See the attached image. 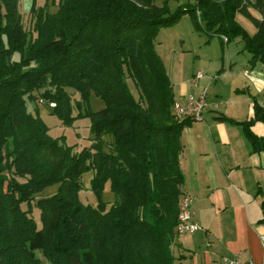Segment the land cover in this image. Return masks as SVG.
<instances>
[{"label":"trees","instance_id":"obj_1","mask_svg":"<svg viewBox=\"0 0 264 264\" xmlns=\"http://www.w3.org/2000/svg\"><path fill=\"white\" fill-rule=\"evenodd\" d=\"M55 6L33 3L26 21L19 0H0V264H176L186 193L181 134L195 120L172 112L176 99L155 49L157 32L188 13L196 30L226 42L239 38L250 64L264 65V0H183L173 10L167 0ZM238 13L252 21V34ZM71 91L78 108L91 93L105 103L86 112L93 138L79 151L50 136L38 115L40 102L69 123L76 117ZM255 120L264 123V105L256 101L240 124L257 152L264 136L250 130ZM88 169L94 205L78 199ZM106 183L113 202L100 199ZM54 184L55 193L38 195Z\"/></svg>","mask_w":264,"mask_h":264},{"label":"crops","instance_id":"obj_2","mask_svg":"<svg viewBox=\"0 0 264 264\" xmlns=\"http://www.w3.org/2000/svg\"><path fill=\"white\" fill-rule=\"evenodd\" d=\"M219 39L226 59L219 53L189 70L180 54L179 68L166 69L176 100L203 89L207 98L202 120L181 134L183 190L192 197L190 213L200 229L179 234L177 264L221 263L235 256L259 262L263 256L264 150L252 151L240 122L253 116L254 101L264 105V65L250 64L240 39L234 47ZM250 130L264 136V123L255 120Z\"/></svg>","mask_w":264,"mask_h":264},{"label":"rangeland","instance_id":"obj_3","mask_svg":"<svg viewBox=\"0 0 264 264\" xmlns=\"http://www.w3.org/2000/svg\"><path fill=\"white\" fill-rule=\"evenodd\" d=\"M183 0H167V5L170 10L176 8V6L182 3ZM192 1V0H190ZM164 0H155V4L162 5ZM36 6H42L47 3L50 11L56 9L55 4L57 0H19V10L26 16L32 4ZM55 3V4H54ZM250 12L258 16V13L253 8H250ZM28 16H26V21ZM237 21L246 29V31L252 34L255 31V26L252 21L241 13L236 15ZM193 19L190 14L186 13L179 17V19L169 27H161L156 36L155 49L160 55L166 69L171 71V68H179L180 54H182V62L185 65V69H192L193 65L210 63L214 56L224 55L226 59L227 48L225 43H222L218 35L209 36L208 34L195 29ZM239 38L230 41L234 47ZM243 46L242 42L240 43ZM247 53V51H244ZM217 57V56H216ZM201 72V71H200ZM202 73V72H201ZM128 87L131 93L138 97V91L131 80H128ZM79 100L78 93L71 91V115L76 116L70 120L69 123L64 124L62 119L55 114L51 113V108L48 105L40 104L38 115L48 128V133L52 137H62L65 145L73 146L75 151L81 150L83 147L89 146L92 142L93 132L91 129V122L86 115L88 110L96 111L104 107L103 100L90 94L88 103L82 105L80 108L76 106V101ZM34 102L27 101L28 111L34 113ZM93 176L91 169L85 170L81 178V188L78 192V199L82 203L96 204L98 196L90 189V179ZM57 185H51L42 190L38 195L46 196L56 192ZM100 199L107 202H113L116 196L110 191L108 183L105 184L104 189L101 192ZM36 220H39L37 211L34 213ZM182 235H178L179 240ZM178 255V251L176 252ZM177 264V263H176Z\"/></svg>","mask_w":264,"mask_h":264},{"label":"built area","instance_id":"obj_4","mask_svg":"<svg viewBox=\"0 0 264 264\" xmlns=\"http://www.w3.org/2000/svg\"><path fill=\"white\" fill-rule=\"evenodd\" d=\"M226 42V37H222ZM202 77L201 72H196L192 81H196ZM53 105V104H51ZM207 106L206 90L203 89L198 95L189 94L184 101L175 100L172 105V112L178 119L191 118L195 121L202 120L203 111ZM192 197L185 193L181 196L179 202V211L177 216L176 232L178 234L192 233L200 229L199 224L193 220L190 213V204ZM261 246L263 249V256L259 262L243 261L238 256L231 258H224L221 263L212 264H264V235L261 236Z\"/></svg>","mask_w":264,"mask_h":264}]
</instances>
